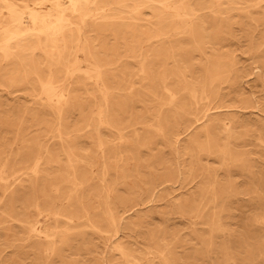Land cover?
<instances>
[{
    "label": "rangeland",
    "instance_id": "1",
    "mask_svg": "<svg viewBox=\"0 0 264 264\" xmlns=\"http://www.w3.org/2000/svg\"><path fill=\"white\" fill-rule=\"evenodd\" d=\"M115 1L102 0L106 10L80 28L76 55L86 73L65 76L59 85L66 91L51 105L40 94L32 69L0 57V189L6 183L16 196L11 207L0 191V264H264V0H209L207 5L213 3L220 12L200 13L206 23L203 35L174 33L171 28L180 21L168 17L167 35L149 42L131 32L141 22L101 19L128 17L129 9ZM151 13L141 8L137 17L154 21ZM130 47L155 72L141 74L134 66L142 59L132 57ZM86 49L115 60L104 78L111 81L110 72L116 74L109 94L119 104L108 112V125L98 129L113 149L105 167L95 154L94 103L101 91ZM34 58L43 77L48 59L42 52ZM176 64L183 69L180 80L193 84L208 82L206 69L217 66L208 100L194 103L186 92H177L170 106L159 87L154 97L147 93L162 76L159 67L169 74ZM58 69L53 67L60 75ZM166 77L169 87L177 83ZM58 106L67 111L61 121L54 112ZM69 147L76 156L78 186L58 178L68 172L62 168ZM38 154L34 174L31 164ZM34 205L76 214L72 222L59 220L55 232L46 227L53 244L47 253L29 238L27 221L37 218ZM82 207L96 229L88 227ZM45 214L37 218L40 224L53 225Z\"/></svg>",
    "mask_w": 264,
    "mask_h": 264
},
{
    "label": "bare ground",
    "instance_id": "2",
    "mask_svg": "<svg viewBox=\"0 0 264 264\" xmlns=\"http://www.w3.org/2000/svg\"><path fill=\"white\" fill-rule=\"evenodd\" d=\"M128 1H131L132 4H129V3L127 4ZM208 2H209V0H116L115 4L118 5L120 8H126V10L129 9L128 11H125L127 14H129L128 17H126V18H123L121 16L115 17L113 14L111 16H108V15H103V13H102L103 16H101V19H111L112 20L114 18L115 19L118 18V19H116L118 22L120 20H128V21L136 23V24L141 22L142 26L140 25V27L143 28L144 24H145L146 28L144 27V29H142V30H140V27H139V29L132 28L131 32L136 33V34L139 33L140 35L147 36V39L145 38L147 42H149L152 39L159 40V39H161L167 35V30H169L171 28V27L167 26V23H168L167 18L168 17H171L172 21H175V20H176V22H177V20L180 21V23L178 22L179 23L178 26H176V27L173 26L171 28L174 33H176V34L188 33V34L194 35V36L195 35H203L204 30H205L204 26L206 23L203 20V17L202 18L199 17L200 13H202L204 11H207V12L209 11L210 13L218 14L220 12V11L218 12L217 9L213 8V5H212L213 3H211L210 5H207ZM215 2L220 3V0H215ZM65 4H67V5L65 6ZM118 6H117V8H118ZM141 8L150 9L153 12V13H151L153 15H151V14L150 15L153 16L154 21H150L146 18H145V20L138 18L137 16L140 15ZM99 10H101V11L106 10L104 4L102 3V0H24L21 5L15 3L14 0H1L0 1V57L5 61L12 59V60H14V62H17L19 64V66L32 69L31 72L33 74H35V76H36V82L39 86L40 94L43 95L45 100L47 101V103L50 104L54 99H57L58 96L64 94V93H61V91L62 92L66 91V90H64V88L62 90V88L59 85V83L62 81V79L65 76L73 75V73L76 74L77 72H79L81 70V67H80L81 62L79 60L80 57L78 58V56L76 55L77 44L80 42L77 36H79V34L81 33L80 28L85 26L86 21L88 19H91V20L97 19L96 12ZM107 10L113 11L115 9L114 8L113 9L108 8ZM220 10H221V8H220ZM121 13H123V11ZM104 14H105V12H104ZM73 18H77V22H73ZM97 21H99V20H97ZM110 21H109V23H110ZM217 21H218V18H217ZM99 22H101V21H99ZM130 22H128L129 25L127 24L128 27H125L126 29H129V27L131 26ZM169 23H170V21H169ZM90 25H91V23H90ZM114 26H118V25L115 24ZM71 28L77 29L75 31V33H74V29L71 31ZM98 29H100V27ZM126 29H124V30L126 31ZM127 32H129V31H127ZM74 34H76V37L73 39V37L75 36ZM123 35H125V34H123ZM141 38H143V37H141ZM81 41H83V40H81ZM198 42L199 41H196V43H198ZM129 43H131V42H129ZM134 44H135V42H134ZM136 47L128 48V51L132 55V57H138V58L142 59L140 64L138 66L135 65L134 67H138L139 72L143 75H148L151 72H155V71H153V66L150 65V62H146L145 61L146 58L142 57L143 54L142 55L137 54L138 50ZM84 48H86V47H84ZM138 49H140V48H138ZM84 50L85 49H83V51ZM86 50H87V59H88L87 62L91 66L90 71H92V74H91V72H90V74L91 75L94 74V78L96 80V83H97V85L100 86L99 90L101 91V93L99 95L100 99H98V102L96 101L94 103V106H96L98 109L97 120L94 122V133H95L94 135H95V139H96L95 144H96V152H97L95 154H98V153L100 154V156L99 155L98 156L101 158L102 165L105 167V161H107L106 159H110L113 157V154H112L113 149H111V147H109L105 142H103L101 140V138L99 136L98 129H99V126L101 127V125L102 126L108 125V122H109V119L107 116L108 112L114 111L113 107L118 108V104H119V101H118L119 98H116L115 96H112L109 94L110 89L112 90V88L109 86H113V80L114 79H112V78H114V76L116 74L114 73V71L110 72V75L112 76L111 81L104 78L105 73L107 72L106 68L113 65L115 60L104 59L98 54L99 52L95 53L94 51H92L90 49H86ZM128 51H126V52H128ZM35 52H42V54L45 56V58L48 59V65L46 68V72L44 73L45 75L43 77L40 76L39 62L34 58ZM103 54H105V53H103ZM81 55H82V53H81ZM129 59H130V57H129ZM116 63H115V65H116ZM53 67L59 68L58 70H60V75H58L57 73H55L53 71ZM125 67L123 69V72H127L128 74H130ZM212 67H211V70L206 69V74L209 77L208 78L209 83L206 80H202L201 82H197V84H193V83H188L184 80H180V77H183V72H182L183 69L181 68V66H179L177 64L174 65L169 74H167L166 69H163V67L160 66L159 69H161L162 71L161 70H159V71L162 72V76H159V79H157L158 83L153 82L151 84V86H153V89L147 91V93L154 97L155 92H156V87H159V89H161L163 92H165L167 94V96L170 97L169 101L167 99L168 104L170 106L171 105L175 106V103H176L175 102L176 101V99H175L176 94L175 93L186 92L188 94L189 98L191 99V101H193L194 103L198 102V104H199L200 101H197L198 99L204 100V99H207L208 97H210V94H212L213 82L218 80V74L216 73L217 68H214L217 66L214 65ZM88 68H90V67H88ZM1 69L2 68L0 66V70ZM56 69L57 68H55V70ZM13 70H11V71H13ZM119 70H122V69H119ZM82 71L83 70H81V72ZM157 71H158V69H157ZM81 72H79V73H81ZM83 72H85V71H83ZM160 74L161 73H159V75ZM76 75H78V74H76ZM83 75L85 76L84 73H83ZM167 75H169L171 77L172 76L175 77L176 78V79H174L175 82L177 80V83L176 84L173 83L172 87H169V85L167 83L168 82V78L166 77ZM84 76H82V77H84ZM91 78H92V76H91ZM121 78H122V76H121ZM68 79H69V77H68ZM15 80H16V78H15ZM64 81H65V78H64ZM90 83H92V82H90ZM117 83H119V82H117ZM55 84H58V85H55ZM128 84H131V81H129ZM135 88H137V87H135ZM94 94H95V92H94ZM98 94H99V92H98ZM163 96H164V94H163ZM163 99H165V98H163ZM163 104H166V101ZM182 104H184V103H182ZM158 106H160V105H158ZM55 110L56 111H54V112L57 116L58 121H61L64 117H66L65 115H66L67 111H61L59 109V106H58V110L57 109H55ZM179 110L180 111H187V109L184 105H180ZM71 113H72V111H71ZM86 121L87 120L83 121V123H85ZM111 126L117 127V124H115V126H113V125H111ZM62 135H63L62 132H60V131L57 132V137L59 139H61ZM70 145H71V147L75 146V144H72V143H70ZM47 153H49V152L47 151V149H45V154H47ZM107 153H108V155H107ZM38 156H39V154H38ZM84 158H86V157H84ZM40 159H41L40 156L34 158L32 164H31V173L36 174V172L38 171ZM91 160H94V159H92V157H91ZM76 162H77L76 156L73 152V149L69 147V150L66 152V166L64 168H62L64 172L65 171H68V172L66 175L60 174L58 178L62 179L63 181H65V179L68 180L67 183H69L72 186L81 185V181L78 182V178H76V171H75L76 165L74 164ZM0 181L1 182L3 181V166L1 163H0ZM43 187H44V185H43ZM0 191H1V197L4 198L3 202L6 199H8L9 203L12 207L13 203H15V201H16V196L12 195L11 192L8 191V186H6V183L3 184V187L0 189ZM72 191H74V189H72ZM2 198L0 200V203L2 202ZM41 206H42L41 208H43V205H41ZM33 207H34V210L36 211V217L37 218L40 215H42L43 213H46L43 216V218L44 219L46 218L47 220L52 219L53 225L49 224L46 226L41 225L40 219H37V218L32 220V221H27V230H28L29 238L35 239V245H36L35 248L38 249L42 246L43 251L47 253L48 248L52 247L53 244H52L48 234L46 233V227L47 226L52 227L53 231L55 232L58 230L57 222L59 220L65 219L69 222H72L73 218L76 217V214L70 213V215L67 216L65 214L64 210H61V209H59V210L56 209V210L50 211L52 209V207L51 208L48 207L49 209H46V210H41V208H39L38 205H34ZM86 210H87L86 208H83L82 217L88 221L87 225L89 228L96 229L95 227H97V226L94 224L93 220L88 218L89 215H88V212ZM106 219H107V221H110L112 223V225L114 224V220H113L112 216L107 215Z\"/></svg>",
    "mask_w": 264,
    "mask_h": 264
}]
</instances>
